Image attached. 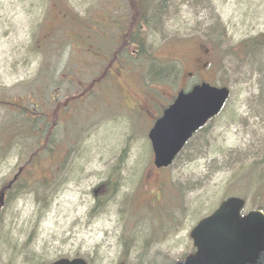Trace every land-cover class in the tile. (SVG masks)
Instances as JSON below:
<instances>
[{
  "label": "rangeland",
  "instance_id": "374dc122",
  "mask_svg": "<svg viewBox=\"0 0 264 264\" xmlns=\"http://www.w3.org/2000/svg\"><path fill=\"white\" fill-rule=\"evenodd\" d=\"M54 2L61 0H0V101L28 96L49 117L58 103L101 81L116 49L105 43L110 23L116 27L115 19L123 18L120 28L129 34L126 21L133 16L130 0H64L89 20L88 34L79 20L69 25L87 57L64 44L48 69L33 41L46 29L59 33L63 15ZM156 6L145 52L121 53L113 76L59 111L55 161L62 165L55 184L46 193L17 189L8 196L0 213V264L77 258L172 264L194 252L190 232L225 198L245 200L243 214L264 211L257 196L264 187V45L238 50L264 37V0H171L157 19ZM229 48L235 59L226 55ZM201 82L229 88L223 112L170 168H154L148 133L161 106ZM40 87L45 90L34 96ZM6 114L0 108V133ZM3 145L0 137V192L17 175L22 156L21 145ZM44 164L35 161L33 169Z\"/></svg>",
  "mask_w": 264,
  "mask_h": 264
},
{
  "label": "trees",
  "instance_id": "16d2710c",
  "mask_svg": "<svg viewBox=\"0 0 264 264\" xmlns=\"http://www.w3.org/2000/svg\"><path fill=\"white\" fill-rule=\"evenodd\" d=\"M170 2L171 0H163L162 3H159L155 7L154 18L157 19L161 13V10L169 5ZM139 3L140 5H144L143 9L145 11L148 10V6L150 4H148L147 1L140 0ZM132 4H135L136 7L134 15H139L140 13L142 15L144 14L138 9V4L135 0L132 2ZM54 5L57 6V8L58 6H61V8H58V10H60L61 14L63 15L61 23L58 26L61 28L59 29V33L55 32V29H46L43 31V33H41V36H39L37 40L33 41V49L42 57V66H45L48 69H50V66L53 65L52 59L55 57V53H57L60 48H63L64 44H68L70 47H72V49L79 48L81 50V57L79 58L85 57L84 59H86V53L88 52L86 51L87 47L84 44H78L77 35H75V31L73 29L69 28V25L76 22L75 20H79L78 24L80 25V27L84 26L86 28L89 20L81 19L78 15L73 14L72 9L66 6L64 0H61V2H54L52 6ZM114 5L115 3L109 7L110 11L114 9ZM142 18L143 19H141V21L145 22V24H148L147 21H145L146 18ZM121 20L125 22L123 18H121ZM110 21H112V19H110ZM122 21H120L119 18H116V27L111 24L112 22L110 23V29L112 32H107L108 40L105 43H107L109 48L115 46L116 49L109 57L110 63L105 68L103 77H100L99 80L101 81L108 79L109 76H113V73H110L109 75V72L112 71L113 66H116L118 64V59L121 56V53L132 50L131 54L141 56L145 52L146 40L144 34L139 30V27L137 26V29L133 28V21L128 22V20L126 21V24H129V34H123V28H120V24L122 23ZM138 22H140L139 17L137 18V24ZM89 31L90 29L86 28V31L82 32L84 34H88ZM64 33H69L72 37L66 38L64 36ZM117 35L121 37L120 40L116 39ZM90 42L91 39H88L89 44ZM260 45H264V37L255 38L248 42H245L240 45V48L238 50L240 52H247L249 49L258 47ZM103 46L106 48V59L103 60H107L109 50L106 44H104ZM211 47L215 50L218 45L212 43ZM226 55L235 59V54L231 52V48L226 50ZM147 58L150 62H154L151 56ZM71 64L72 61L69 63V67ZM101 81L93 82L90 85V88H86L85 91H91V87H93L95 84L100 83ZM44 90V87L36 88L34 90V96L38 95V93H41ZM86 92L78 95L77 97H84V94ZM77 97H71L70 99H66L64 103H58L51 117H49L41 110V105L38 106L36 103H32L29 100L28 96H25L24 99L22 98L0 101V108L3 109L8 116L7 121L3 125V130L0 133V137L4 140V145L2 148L4 150H8V148H10L12 144H19L22 146V156L19 171L14 179L11 180L8 184L4 185L1 189V192L7 190V197L13 196L16 192H19L17 189L35 190L38 193H41L39 192V190H41L42 193H46V191L50 190L51 187L55 184L56 176L58 174V171L60 170L59 168L62 165L55 161V156H58V148L59 146L61 147V142H59L56 137V128L58 125V121L61 118L59 117L60 114L58 113L60 110L66 109V107L69 106L68 104L70 101L77 100ZM29 102L32 103L31 109L26 106V104H28ZM18 105H21L18 110L12 109L13 106L15 107ZM69 108L71 109V107ZM31 116L33 118V121L28 120V118ZM35 161L44 162L45 164L38 169H33V164ZM116 182L117 181L115 179H110L109 184L111 186H114ZM38 193L36 194L38 195ZM257 196L260 197L263 201V209L264 187L259 190Z\"/></svg>",
  "mask_w": 264,
  "mask_h": 264
},
{
  "label": "water",
  "instance_id": "95a60500",
  "mask_svg": "<svg viewBox=\"0 0 264 264\" xmlns=\"http://www.w3.org/2000/svg\"><path fill=\"white\" fill-rule=\"evenodd\" d=\"M227 88L208 83L178 93L149 132L154 166L168 168L186 143L223 109L229 98ZM0 196V211L4 205ZM245 201L232 197L220 203L191 231L195 252L174 264H264V213L242 215ZM51 264H88L83 259H60Z\"/></svg>",
  "mask_w": 264,
  "mask_h": 264
},
{
  "label": "bare ground",
  "instance_id": "6f19581e",
  "mask_svg": "<svg viewBox=\"0 0 264 264\" xmlns=\"http://www.w3.org/2000/svg\"><path fill=\"white\" fill-rule=\"evenodd\" d=\"M144 1H147L148 4H150V3H153L155 0H144Z\"/></svg>",
  "mask_w": 264,
  "mask_h": 264
},
{
  "label": "flooded vegetation",
  "instance_id": "af4514ba",
  "mask_svg": "<svg viewBox=\"0 0 264 264\" xmlns=\"http://www.w3.org/2000/svg\"><path fill=\"white\" fill-rule=\"evenodd\" d=\"M154 17H155V14H154ZM202 67V66H201Z\"/></svg>",
  "mask_w": 264,
  "mask_h": 264
}]
</instances>
